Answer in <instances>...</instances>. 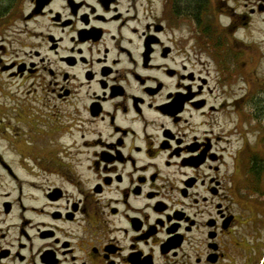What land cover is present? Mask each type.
<instances>
[{
  "label": "flooded vegetation",
  "instance_id": "obj_1",
  "mask_svg": "<svg viewBox=\"0 0 264 264\" xmlns=\"http://www.w3.org/2000/svg\"><path fill=\"white\" fill-rule=\"evenodd\" d=\"M3 75L0 264H264V0H0Z\"/></svg>",
  "mask_w": 264,
  "mask_h": 264
},
{
  "label": "rangeland",
  "instance_id": "obj_2",
  "mask_svg": "<svg viewBox=\"0 0 264 264\" xmlns=\"http://www.w3.org/2000/svg\"><path fill=\"white\" fill-rule=\"evenodd\" d=\"M20 22H15L14 27H18L13 29L15 32L10 39L11 43L9 44V53L7 56L9 57H23L25 56V51H30L31 49V29L27 30V32L21 31L19 28L22 27V24L19 26ZM13 27V28H14ZM17 29V30H16ZM9 34V33H8ZM10 41V40H9ZM24 83V84H23ZM30 88V81H23L21 79L18 80H12L9 79L6 75H3L0 77V119H4L6 123H9L10 128L3 127V125H7L6 123L0 124V151L8 157L9 160L13 161L15 165L18 167V171L24 175L26 178L27 176V163L19 158L18 155H16L19 151H27L28 150V144H27V138H29L30 134L29 132L30 127L29 123L24 122V120H29L27 117L28 113V90ZM12 101H14L12 103ZM6 103H12L11 106L7 105ZM16 103H18V106H16ZM14 109H17L14 110ZM21 110H23L25 116H20L19 113H21ZM10 120H13L11 122ZM13 126L17 127V132L19 131V134L12 133L11 128ZM27 139V140H26ZM23 163V165L26 166L22 167L20 163Z\"/></svg>",
  "mask_w": 264,
  "mask_h": 264
}]
</instances>
